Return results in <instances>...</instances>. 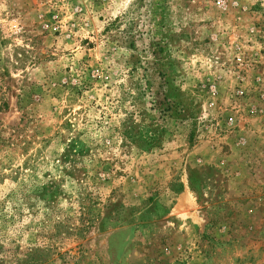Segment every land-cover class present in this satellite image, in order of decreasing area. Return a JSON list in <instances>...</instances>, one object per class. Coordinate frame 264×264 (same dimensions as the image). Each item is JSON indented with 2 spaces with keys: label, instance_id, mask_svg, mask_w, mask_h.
Wrapping results in <instances>:
<instances>
[{
  "label": "rangeland",
  "instance_id": "rangeland-1",
  "mask_svg": "<svg viewBox=\"0 0 264 264\" xmlns=\"http://www.w3.org/2000/svg\"><path fill=\"white\" fill-rule=\"evenodd\" d=\"M0 264H264V0H0Z\"/></svg>",
  "mask_w": 264,
  "mask_h": 264
},
{
  "label": "built area",
  "instance_id": "built-area-1",
  "mask_svg": "<svg viewBox=\"0 0 264 264\" xmlns=\"http://www.w3.org/2000/svg\"><path fill=\"white\" fill-rule=\"evenodd\" d=\"M239 60H240V57H238L237 61H239ZM230 120H232V118H230Z\"/></svg>",
  "mask_w": 264,
  "mask_h": 264
}]
</instances>
